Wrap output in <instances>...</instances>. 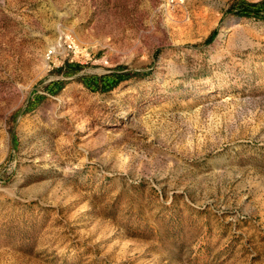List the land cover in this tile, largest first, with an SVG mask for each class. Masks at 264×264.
<instances>
[{
	"label": "rangeland",
	"instance_id": "obj_1",
	"mask_svg": "<svg viewBox=\"0 0 264 264\" xmlns=\"http://www.w3.org/2000/svg\"><path fill=\"white\" fill-rule=\"evenodd\" d=\"M0 264H264V0H0Z\"/></svg>",
	"mask_w": 264,
	"mask_h": 264
},
{
	"label": "built area",
	"instance_id": "obj_2",
	"mask_svg": "<svg viewBox=\"0 0 264 264\" xmlns=\"http://www.w3.org/2000/svg\"><path fill=\"white\" fill-rule=\"evenodd\" d=\"M58 46H66L69 51H72L73 53L76 54H81L83 53L82 48L75 43V41L72 39L71 35L68 33H61L58 36V40L56 42ZM54 55V49L50 48L48 51H46V58L50 59Z\"/></svg>",
	"mask_w": 264,
	"mask_h": 264
},
{
	"label": "trees",
	"instance_id": "obj_3",
	"mask_svg": "<svg viewBox=\"0 0 264 264\" xmlns=\"http://www.w3.org/2000/svg\"><path fill=\"white\" fill-rule=\"evenodd\" d=\"M254 6H255V4H254V3H251V4L248 5V8L251 9V8H253Z\"/></svg>",
	"mask_w": 264,
	"mask_h": 264
}]
</instances>
